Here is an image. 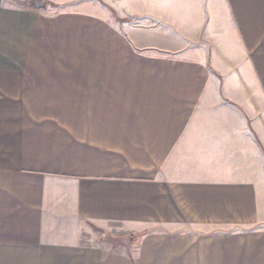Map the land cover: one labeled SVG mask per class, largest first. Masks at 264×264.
<instances>
[{"label":"crops","instance_id":"1","mask_svg":"<svg viewBox=\"0 0 264 264\" xmlns=\"http://www.w3.org/2000/svg\"><path fill=\"white\" fill-rule=\"evenodd\" d=\"M0 264H264V0H0Z\"/></svg>","mask_w":264,"mask_h":264},{"label":"rangeland","instance_id":"2","mask_svg":"<svg viewBox=\"0 0 264 264\" xmlns=\"http://www.w3.org/2000/svg\"><path fill=\"white\" fill-rule=\"evenodd\" d=\"M87 237L93 239L92 242L103 243L113 249H123L130 251L131 243L135 242L136 237L117 230H107L98 226L88 225Z\"/></svg>","mask_w":264,"mask_h":264}]
</instances>
